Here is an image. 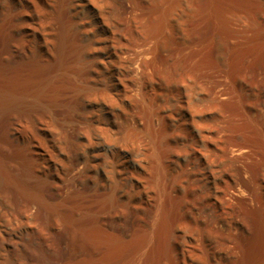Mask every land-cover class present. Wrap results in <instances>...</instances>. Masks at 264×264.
I'll return each mask as SVG.
<instances>
[{
	"label": "bare ground",
	"instance_id": "bare-ground-1",
	"mask_svg": "<svg viewBox=\"0 0 264 264\" xmlns=\"http://www.w3.org/2000/svg\"><path fill=\"white\" fill-rule=\"evenodd\" d=\"M91 1L98 7L99 23L107 27L103 36L99 38L101 43L99 51L103 53L99 59L100 63L108 66L122 64L120 75L124 81L125 93L128 92L126 89L129 88L130 81L132 83L136 81L132 77V71L136 70H134L135 64L144 69L145 79L146 77L154 78L156 68H158V59L164 58L155 46L156 39L171 24L170 10L181 0H158V3L154 0L158 12L154 14L153 10L155 9H152V6L142 7L138 19L141 38H138L137 41L143 42L149 39L155 41L153 43L151 41L152 44L148 48L146 46V57L143 56L144 53L142 55L138 49H134V43L130 39L128 42L123 40L124 34L120 29V25H127V28L130 29L131 20H136L132 18L135 12L132 2L130 0ZM241 1L243 2V0H213L210 3V11L212 10L210 33L203 41L192 42L191 46L186 48L183 53L181 52L182 54H169L171 57L173 56V60L181 68V72L183 70L181 77H184L185 80L188 77H194L197 80L198 73L203 68L214 67L215 52L217 53L214 44L215 37L218 35V37L228 39L234 26L229 22L230 17L228 18L227 13ZM28 2L33 12H30L33 15L29 22L30 26H28L31 29L30 32L25 34L17 32L19 26L15 24L14 19L25 13L23 9L14 4L11 6L5 3L11 6L6 11L9 18L3 19L4 16L1 15L3 18L0 21V143L5 147L0 149V189L6 188L12 200L20 201V207L18 204V206L15 205L21 208L20 210L26 218L33 217L37 222H42L44 217L49 215L56 217L59 224L51 225L53 231L49 233L50 237H47L49 238L47 244L50 241L49 245L54 252H47L42 244L43 246L38 249L35 257L32 254L35 251L31 250L36 247L32 249V242L30 243L19 236L14 244L19 247L15 249L10 247V250L18 258H25V260H31L34 256L36 264H100L90 260L94 255L89 258L91 255L88 257L86 254L88 246L85 245L87 239L85 223L88 220L86 219L85 222L86 213L83 208L85 201L90 196L92 202L95 201L93 196L98 195L88 191L89 187L86 183L88 166L87 163L81 165L77 156L81 151V146L74 140L77 132L79 134L83 130V126L78 125L76 129L69 126L70 120L73 121L83 116V112L80 110L81 96L73 94L74 83L72 81L75 78L72 76L75 72L76 79L79 80V77L85 75L76 63L79 55L84 51L91 50L90 44L82 42L81 35L84 29L78 26L80 22L78 19L79 9L77 4H71L72 0H29ZM69 8L72 9V12L68 11ZM0 12L2 11L0 10ZM3 12L5 11L3 10ZM152 17L157 25L155 32L153 31L155 28L150 30L153 22ZM150 21L152 22L150 23ZM24 27L22 26L23 30ZM28 29L24 31L26 32ZM35 32L38 34V38L36 37L38 41L31 38V35L35 37ZM248 43H251V53L254 51L255 57H258L259 52L264 49V41L253 40ZM236 47H234L236 48L233 50L234 52L227 50L228 53H223L227 61L233 60L236 53L249 50L248 46H244V44ZM93 71L99 73L98 67L93 68ZM77 85L79 86V83ZM153 87L146 88L141 82L140 91L142 94L139 99L135 94H121V91H116L114 94L109 92L101 94L106 105L120 107L119 111H112L111 114V119L121 135V143L112 152L109 166L113 182L110 192L119 207L121 218L118 237L115 236L119 238V241H124L131 236V232L134 230L149 232L150 234L147 233L149 238H145L144 251L140 254L138 263L134 262L133 264H158V259L152 258L149 254L153 251L151 250L153 240L157 239L158 246L162 249L170 245L167 237L172 232L173 226L176 222H184L180 217V205L184 202L199 203V210L192 211L194 221L198 223L204 217L209 219L213 216V212L206 211L209 206L207 197L211 196L215 203L222 208L224 214L229 215V219H227L230 224L228 234L233 243V251L230 256L226 260L217 261L218 264H264V190L262 188L256 191L252 198H247L242 194H227L226 186L222 188L216 184L213 193L208 192V195L202 194L197 199H191L189 192L200 186L201 183L203 184L209 176L205 179L200 178L198 173L193 175L189 163L180 164L179 173L183 174V178L187 181L182 193L176 190V184L180 181L179 175L169 177L170 165L175 162V156L171 155L169 150L180 155L185 150L190 151L191 149L194 157L204 156L205 152L199 147V142L202 140L210 148L206 161L210 165L222 163L220 169L212 170L215 178H221L227 172L246 184L245 173L249 170L257 181H262L264 179V133L259 118L243 108L242 98L239 97L237 98L239 101H234L235 94L234 96L220 94V92L216 94L215 86L206 87V94L201 99L204 103L206 102L203 106L196 103L195 106L188 108V113L180 112V117H177L174 111L167 112L165 110V103L159 102L158 94ZM60 94L65 96L59 99ZM93 95L99 97L98 94ZM97 98L94 99L97 100ZM138 101H141V106L144 104L146 107L145 118L142 117V127L137 112H131L132 105L138 104ZM38 114L55 123L56 141L51 150L42 139H37L39 141L37 145L35 140L34 144L23 143V138L27 136V133L26 124L24 125L22 122L33 121V117ZM123 117L128 124L122 121ZM174 118H178L180 122L175 128H171L169 122ZM21 123L24 127L19 126ZM190 126L191 128L195 127L199 133L192 131ZM124 128L127 129L125 134L122 132V136L120 131ZM148 129L154 132L157 138L155 141H158L157 144L155 143L157 149H154V151L157 150L156 155L153 154L154 152L151 153L148 148L144 156L137 160L138 164L132 165L129 158L122 155V151L130 145L133 148L138 145L147 148L150 134L147 137L144 132ZM110 130L109 128L103 129V135L106 138L112 136ZM153 135L151 134V136ZM236 135H241L244 139L238 140ZM166 137H176L186 141L182 145L177 142L168 150L161 144ZM61 140L64 142H60ZM155 141L153 140L152 143ZM214 149L219 150V157L214 154L216 158L211 159L210 155L213 154ZM45 155L50 158L51 168H49L53 170V176L47 171L49 168L46 170L47 166L44 167L43 160L46 158H42V156ZM95 157L107 160L106 155L102 152H98ZM8 162L11 165L15 163L18 166H16L18 171L14 172L15 170L10 168ZM156 173L160 181L164 183L165 194L169 195L171 200L170 206L165 204V207L169 206V208H164V210L162 205L155 206L160 203L155 201L156 198L145 200L141 196L143 188L146 191L155 189L156 184H154L153 178ZM129 179L133 181V184L130 188L125 189L126 200H124L119 189L124 187L126 180ZM197 181H201V183L198 184ZM160 197L162 196L160 195ZM161 200L163 199L161 198ZM91 207L93 208V206ZM202 213L204 214L202 215ZM233 227L234 231H232ZM138 232L140 233V231ZM87 242L89 244L88 240ZM154 243L157 242L154 241ZM204 255L202 257L205 264H213L208 250L205 249ZM163 256L161 255L160 260L163 259ZM157 257H159V253ZM15 260V257L12 256L5 264H16Z\"/></svg>",
	"mask_w": 264,
	"mask_h": 264
},
{
	"label": "rangeland",
	"instance_id": "rangeland-1",
	"mask_svg": "<svg viewBox=\"0 0 264 264\" xmlns=\"http://www.w3.org/2000/svg\"><path fill=\"white\" fill-rule=\"evenodd\" d=\"M8 1L9 0H0V10L2 12L3 10L5 11L3 13L0 12V21L1 18H3L2 16H4L3 19L9 18L6 11L9 7L12 6V4H14L16 7L18 6L20 9H23L25 13L21 16H16L14 19L15 24L19 26V30L17 32L20 34H22L23 32L24 34L30 32L31 29L28 26H30L29 22L31 21L33 12L28 2L29 0ZM130 1L132 2L135 11L132 18L136 20H131L130 29L127 28V25H120V29H122V33L124 34L123 40L128 42L130 39V41L135 44L134 45L131 42L134 49H138V52H140L142 55L144 53L143 56L146 57V46L148 48V46H150L155 41L154 39L145 40L143 42L137 41L138 38H141L138 19L142 7L144 6H152L151 8L155 9L153 10V14L158 13L155 6L156 3H158V0H155L156 3L154 0ZM212 1L213 0H181L171 8V24H169V26L167 27L168 29L166 28L165 31L157 37L155 42L157 43L155 45L156 48L164 56V58L158 59V68H156L154 78L146 77L145 79L144 77L146 76V72L141 66L135 64L134 70H136L132 71V77L136 81L134 80V83L130 81V84L128 85L130 89H126V91L128 92L125 93L124 81L122 80L120 75L122 64L117 63L115 65L108 66L104 63H100L99 61L100 56L103 54L99 51V47L101 45V43L99 42V38L103 36L104 32L107 30V27L99 23L100 17L98 7L91 0H72L71 4H77L76 6H78L79 9L78 19L81 23L79 22L78 26L79 28L82 27L84 29V32L81 35L82 42H85V44H90L89 46L91 48L90 51H84L81 55H79L76 63L77 67H80L83 74L85 75L83 77H79V80L76 79L75 72L72 76L76 80L75 81L74 79H72L74 80L72 81L74 83L73 94H80L81 96L80 110L83 112V116L73 121L70 120L71 122L69 126L74 127L75 129L78 125L83 126V130L80 131L79 134L76 131L77 136L74 140L81 146V151H79L77 156L81 165L87 163L88 166V171L86 172V174H88L86 178V183L89 187L88 191H91L94 194L98 195L93 196L95 201L92 202L90 201V196L85 201V206L83 208L84 212L86 213L85 222L87 220L89 222V224H87L88 222L85 223V234L87 237V239L85 238V245L90 247L89 250L88 247L86 248V250L88 251H86V254L88 257L91 255L89 258L94 255L96 258L93 256L90 259L94 262L96 261L100 264H133L134 262L138 263L137 260L140 257V254H142V252L144 251L146 245L145 238H149V235L147 234L149 232L143 230L132 231L131 236L127 238L128 240L126 239L124 241H119V238H117L121 218L119 207L116 205V201L114 200L115 198L110 192V187H112L113 182L110 176L109 166L112 152L117 149V147L121 143V135L118 132L116 124L111 119L112 111H119L120 107L117 105L113 107L106 105L101 98V94H105V92L114 94L116 93V91H121V94H135L139 99L140 94H142L140 91V84L141 82H143L146 88L154 86L153 88H155L156 94H158L157 98L159 102L165 103V110L167 112L174 111L175 115L177 117H180V112L185 114L188 113L189 111L187 110H189L190 107L195 106L196 103H200L203 106L206 102L204 103L203 101H201V99L204 97V94H206V87L215 86L216 94H219V92L220 94H232L233 96L235 94L236 96H234V101H239V99H237L239 97L242 98L244 103L241 105L247 112H251L259 118L261 122V128L264 133V49L259 52L258 57H255V55L253 54L254 51L251 53V43H248L253 42V40L264 41V0H243V2H239V5L234 6V8L228 11V18L230 17L229 22L232 23L234 29H232L229 33L228 39H224L221 36H219L221 37L219 38L218 35L217 37H215L214 44L217 53L215 52L216 55L214 67L203 68L198 73L197 80L194 77H188L186 78V80L184 77H181L183 70L181 72V68H179L178 64L173 60V56L171 57L169 55L170 53H176L177 55L179 53L182 54L186 48L192 45V42H201L205 39L207 34L210 33L212 28V21H210L212 11H210V3ZM5 3H8L11 6L6 5ZM11 9L13 10V7ZM68 11L72 12V9L69 8ZM153 17L155 18L156 14ZM154 18L153 22L150 21V23L152 22V28H150V30H153L155 28L153 30L155 32L157 30V25L154 21ZM24 23H26V26L24 25ZM22 26H25V29L29 28L28 31L25 32V29L23 30ZM36 37L38 38V34L36 32L35 37L31 35V38L35 40L37 39ZM242 44H244V46H248L249 50L246 51L247 53L240 51V53H236L237 55L233 60L227 61V59H225V57L223 56V53H226L227 50L228 52H234L233 50L238 48L236 46H240ZM97 67L99 73H95L93 71V68ZM180 78L183 79L181 80ZM78 83L79 86L77 85ZM93 94H98L99 97L97 98ZM64 96V94H60L59 99L63 98ZM94 98H97V100H95ZM127 101V103H129V100ZM140 102L141 101H138V104L132 105L133 108L131 109V112H137L138 116L140 117H138V120L142 127L143 118H145L144 115L146 113V107L143 103L142 104L144 107L141 106ZM39 115L40 114L35 115L33 117V121L22 122L24 125L26 124L25 130L27 133V136H24L23 138L24 140L22 139L23 143H25L26 145L34 144L35 140V144L37 145L39 144L38 140L42 139L51 150L54 147V142L56 141L55 123L52 120L48 121L42 115ZM45 119L48 122L47 125ZM40 120L43 121L41 122ZM122 121L128 124V122L125 121L124 117ZM179 122L180 121H178V118L172 119L169 122L170 127L175 128ZM22 123V126L19 125L20 127H24ZM105 128L111 129L110 134L112 136L110 138H106L103 135V129ZM126 129L124 128L122 131H120L121 134L122 132H124L123 134H125ZM191 129L192 131L194 130V132H196L197 134L199 133V131L195 127H192ZM149 130L150 129L144 132L147 137L150 134L148 138L149 142L147 144V148L146 146L144 147L142 145H138L137 147L133 148V146L131 147L130 145L128 148L123 149L122 155L129 158L130 164L137 165V160L140 157L144 156V153L148 148L151 153L154 152L153 154L156 155L155 153L157 150L154 151V149H157L156 144L158 141H155V139L157 138L155 137L154 132L150 130V133L148 132ZM151 134L154 135L151 136ZM235 137L238 140L244 139V137L241 135H236ZM153 140L155 142L152 143ZM184 141L186 140L178 139L176 137H166L162 140L161 144L169 150V148L171 149V147L177 142L182 145ZM60 142H64V140H61ZM186 147L190 149L189 146L186 145ZM199 147L203 150V152H205L204 156L194 157L191 149L190 151L185 150L180 155H176L173 150H169V153L175 156V162H172L170 165L169 177L179 175L178 179L180 181L176 184V190L180 193L184 191V186L187 184V181L185 178H183V174L179 173V166L180 164L184 165L188 163L190 164L189 167L192 170L193 175L198 173L200 178L203 179L209 176L207 178L208 180H204L203 184L201 183V181L196 182L198 184H201L200 186L189 192V197L191 199H197L202 194L208 195V192L213 193L215 190L214 186L216 184L220 185V187L222 188L226 186L228 189L227 194H242L247 198H252L254 196V193L256 191H259L261 188L264 190V179L262 181H257L252 176L249 170H247L245 173L246 184L238 181L236 176L227 172L224 173L223 177L215 178L212 174V170L220 169L222 163L219 165H210L206 161L209 155L208 151H210V148L207 147L205 141L202 140L199 142ZM3 148L5 147L0 143V149ZM41 151L45 154L43 149H41ZM98 152H102L104 155H106L107 160L100 157H95ZM212 153L213 154L210 155L211 159L216 158L214 154H217V156L219 157V150L214 149V152ZM45 156H42V158H46L43 160V162L44 167L47 166V170L49 167L51 168V161L49 156ZM8 164L10 168L13 169V171L15 170L14 172L18 171V166L15 163L11 165V163L8 162ZM50 168L47 171L53 176V170ZM153 182L154 184H156L155 189L153 188L146 191V189L143 188L141 196L145 200L156 198L155 201L157 203L160 202L158 205L153 201L154 204H156V207L162 205L161 207L163 208V210L164 208H169L171 200L169 198V195L165 194V191L163 189L164 183L160 181L157 173L153 178ZM132 184L133 181L131 179L126 180L124 187L119 189V193L123 197L122 199L126 200V195L124 194L125 189L130 188ZM1 189L0 236H2L0 237V264H5V262L8 259L12 258V256L15 257L16 264H36L35 255H37L38 249L43 245L47 252H54V250L49 245L50 241L47 244V241L49 240V238L47 237H50L49 233L53 231L52 226L59 224V220L56 219V217H52L49 215L45 216L44 221L42 222H37L33 217H31V219L30 217L29 219L26 218V216H24L21 212V208L17 207L20 201L17 202L12 200L6 188L2 187ZM160 195L162 197H160ZM157 198H159L160 200H158ZM161 198L164 201L161 200ZM207 200L209 201V206H207L206 211L213 212L212 217H210L209 219L204 217L200 219L198 223H195L192 211L199 210V203L194 202L192 204H188L184 202L185 204H181L179 208V212L181 214L180 217L184 220V222H176L173 226L172 232H170L169 236L167 237L168 244H170L171 246L168 245L165 249H162L158 246V240H153L151 249L153 251H151V253L149 252V254L152 256V258L156 257L158 259V264H205V262L203 261V257L205 256V249L208 250L209 257L213 264H218L219 261L226 260L230 256L231 252L233 251V243L230 235L228 234L230 224H228L227 219H229V215L224 214L222 208L217 203H215L213 197L209 196L207 197ZM15 204L18 205L16 206ZM165 204L169 206L165 207ZM91 206H93V208ZM203 214L204 213H202V215ZM8 218L11 219V221H9ZM19 218L21 219L19 220ZM19 223L22 225H20ZM234 230L235 229L233 227L232 231ZM138 231H140V233ZM145 235H147V237H145ZM18 236L24 238L30 243L32 242V249L36 247L34 248V250H31L32 252L35 251L34 253H32L35 256H33V259L25 260V258H18L15 253L10 250L11 248L15 249L16 247H19V245L17 244L14 245ZM87 240L89 241V244ZM154 241L157 243H154ZM154 249L155 251H159L155 252ZM158 253L159 257H157ZM161 255H164L162 260H160ZM167 257L169 258L167 259Z\"/></svg>",
	"mask_w": 264,
	"mask_h": 264
}]
</instances>
